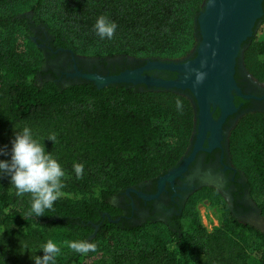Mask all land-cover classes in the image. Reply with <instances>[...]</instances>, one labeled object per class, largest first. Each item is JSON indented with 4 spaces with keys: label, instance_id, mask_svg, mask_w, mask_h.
<instances>
[{
    "label": "trees",
    "instance_id": "1",
    "mask_svg": "<svg viewBox=\"0 0 264 264\" xmlns=\"http://www.w3.org/2000/svg\"><path fill=\"white\" fill-rule=\"evenodd\" d=\"M21 1L0 0V144L30 127L65 170L68 195L42 217H30V195L17 197L8 180L0 179V264H33L30 257L42 256L37 250L48 240L61 247L56 264H83L93 252L74 253L64 242L91 235L111 243L105 264H264V231L233 212L229 229L208 231L196 217L185 225L181 212L129 221L119 218L122 209L110 202L114 194L178 164L193 125L188 99L123 83L98 88L92 81L61 84L44 77L39 83L36 75L45 71L32 66L13 41L15 33H45L54 49L74 52L79 42L96 48L98 56L168 54L190 43L202 0H30L28 11L19 10ZM100 15L118 25L112 40H100L93 31ZM255 44L264 75V39ZM52 134L54 142L46 139ZM248 151L254 181L246 186L264 218V132ZM74 163L84 165L79 180ZM79 192L94 198L77 199ZM149 227L152 236L145 235ZM246 234L251 243L242 237Z\"/></svg>",
    "mask_w": 264,
    "mask_h": 264
},
{
    "label": "rangeland",
    "instance_id": "2",
    "mask_svg": "<svg viewBox=\"0 0 264 264\" xmlns=\"http://www.w3.org/2000/svg\"><path fill=\"white\" fill-rule=\"evenodd\" d=\"M204 3L205 0H202L200 4V11L202 10ZM29 5L30 0H23L19 3L18 8L19 10L28 11L27 9L29 8ZM197 16L194 19L193 38L191 39L190 43L184 45V48L176 52H169L168 54H158L154 53L153 51H143L129 52L127 54L98 56V50L96 48L88 45H81L79 42H76L74 43V53L81 57H87L91 59L130 57L142 61L160 60L170 62L183 60L189 57L194 52L199 41L198 31L196 29ZM261 18L256 22L252 36L243 42L239 53V61L241 67L243 68V71L247 73L255 83L263 86L264 75L262 74L257 63L255 44V42L264 39V20ZM252 37L255 39L252 40ZM13 41L17 49L26 55L28 60L32 63V66L42 69L45 68V50L42 49V46L40 45L41 43L36 40L35 35L31 37H25L21 32L15 33L13 34ZM41 75L38 74L35 78L39 83H41L43 77L44 79H46L44 74ZM153 90L159 91L167 89L153 88ZM169 90L188 99L192 106L193 125L188 138V144L184 150V153L180 157V162L186 152L190 149L192 141L195 137V133L197 131V109L195 101L189 93L175 89ZM262 132H264V111L246 112L243 114H239L236 117L234 122L226 131L227 161L237 169L240 180L244 182V189L242 193L239 194L238 199H234V197L230 193L231 191L225 189L224 182L221 179L220 173L210 175L208 174V171L205 175H201L200 178L202 180V184L188 193L181 210L182 221L185 225H187L191 218L196 217L197 220L208 231H212L221 227L229 229L228 220L230 217V212H233V214L240 221L247 222L253 225L255 228L264 231V218L256 206V201L254 200L255 193H253L252 195V193H250V189L248 188V186H246L247 181H254V174L252 171V165L250 163L251 159L249 158L250 153L248 150L250 149L254 138ZM0 145L4 144L1 143ZM198 176L199 173L198 175H195V177ZM188 177L190 179L191 176ZM152 179L155 178L145 179L138 182L137 184H141ZM192 182L193 180H190V183ZM124 191L125 190L114 194L110 198V202L116 205V203H118L119 199L122 197ZM74 196L77 199L83 197L94 198V193L79 192ZM157 227H159V225H157ZM154 231V229L149 227L146 229L145 235L152 236L154 234ZM242 237L248 239L249 243L252 242L251 239H249L250 236H248L247 234L243 235ZM93 238L94 235H91L86 239V241L92 242ZM61 242H63V240H60V243ZM138 242L139 241L132 242L131 240H129L128 243H130L131 245ZM93 243L96 245V251L93 252L91 257L85 260L83 264H105V262L108 260L109 254L111 253V243L102 239H95Z\"/></svg>",
    "mask_w": 264,
    "mask_h": 264
},
{
    "label": "flooded vegetation",
    "instance_id": "3",
    "mask_svg": "<svg viewBox=\"0 0 264 264\" xmlns=\"http://www.w3.org/2000/svg\"><path fill=\"white\" fill-rule=\"evenodd\" d=\"M198 38L200 41L199 28ZM36 40L41 43L42 49L45 50L46 66L43 70L45 71L46 79H51L61 84L85 80L80 75L82 73L116 75L125 70L140 68L149 62L148 60L142 61L130 57L110 59L81 57L68 48L58 47L54 49L49 43V36L45 33L44 36H36ZM196 48L189 57L174 62H185L194 58L196 56ZM142 73L163 79H178L180 74L176 70L156 68L144 70ZM233 77L241 94L246 96H241L235 91H232V102L236 110L226 116L224 122L221 124L219 136H212L210 131H208L203 139L202 149L196 152L193 159L188 163L186 171L176 176L172 182L165 181L157 197L147 199L139 195L138 192L146 196L156 194L159 191L160 177L168 171L155 179L130 187L132 190L128 191L125 189L122 197L116 203V206L122 209V214L119 218L141 223L149 218L165 219L173 213H180L188 193L202 184L200 177L208 171L210 175L220 173L225 189L231 191L230 193L234 199H238L239 193L242 192L245 185L240 180L237 169L227 161L226 131L239 114L251 111H264V85L260 86L255 83L243 71L240 65L239 55L236 58ZM137 85L140 87L146 86L144 83ZM184 92L189 93L187 90ZM210 112L214 120L220 117L221 110L219 107L210 106ZM197 133L198 130L195 133L190 149L186 152L179 164L174 167L179 166L184 158L192 153L197 140ZM198 173L199 176L195 177ZM188 176H191L190 179ZM190 180H193V182L190 183ZM241 186L242 189L239 191Z\"/></svg>",
    "mask_w": 264,
    "mask_h": 264
},
{
    "label": "water",
    "instance_id": "4",
    "mask_svg": "<svg viewBox=\"0 0 264 264\" xmlns=\"http://www.w3.org/2000/svg\"><path fill=\"white\" fill-rule=\"evenodd\" d=\"M263 15V0H205L197 16L200 41L194 58L185 62L149 61L140 68L125 70L116 75L80 74L98 88L115 83H144L148 88L154 89L187 90L196 101L198 133L192 153L179 166L160 177L159 191L156 194L146 196L138 192L139 195L147 199L157 197L165 181L172 182L176 176L186 171L188 163L202 149V142L208 131L212 136H219L226 116L236 110L232 102V91L246 96L241 94L236 85L234 67L242 43L252 36L256 22ZM155 68L176 70L180 74L178 79H163L142 73ZM200 74L202 78L198 80ZM210 106L220 108L221 114L217 120L212 118ZM118 220L119 218L114 221Z\"/></svg>",
    "mask_w": 264,
    "mask_h": 264
},
{
    "label": "clouds",
    "instance_id": "5",
    "mask_svg": "<svg viewBox=\"0 0 264 264\" xmlns=\"http://www.w3.org/2000/svg\"><path fill=\"white\" fill-rule=\"evenodd\" d=\"M117 27L108 16L100 15L93 25V31L100 40H112ZM201 78L202 74L198 75V80ZM89 104L91 105V101ZM180 107L177 103V108ZM46 139L54 142L56 136L52 134ZM43 141L34 138L32 129L25 126L14 131L8 144L0 145V179L8 180L17 197L30 195V207L27 212L30 217H42L45 210L52 209L57 200L68 195L63 191L66 187L65 170L51 152L45 150ZM73 172L77 180L81 179L84 175V165L74 163ZM64 243L71 251L81 255L96 251V245L89 241L73 240ZM37 251H41L43 255L31 256L33 264H56L62 250L54 241L48 240Z\"/></svg>",
    "mask_w": 264,
    "mask_h": 264
}]
</instances>
